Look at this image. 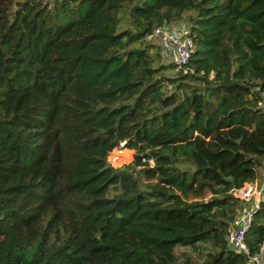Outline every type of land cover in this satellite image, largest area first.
<instances>
[{
    "label": "trees",
    "instance_id": "16d2710c",
    "mask_svg": "<svg viewBox=\"0 0 264 264\" xmlns=\"http://www.w3.org/2000/svg\"><path fill=\"white\" fill-rule=\"evenodd\" d=\"M182 23L194 73L148 40ZM263 93L264 0H0V264H246Z\"/></svg>",
    "mask_w": 264,
    "mask_h": 264
},
{
    "label": "built area",
    "instance_id": "2783aa9c",
    "mask_svg": "<svg viewBox=\"0 0 264 264\" xmlns=\"http://www.w3.org/2000/svg\"><path fill=\"white\" fill-rule=\"evenodd\" d=\"M148 40H158L162 57L176 65L178 70L194 73L189 65L196 49L189 28L159 27L153 31ZM232 193L236 198L242 200L244 205L228 229V243L235 253L246 257V264H263L264 246L256 255H252L246 244V234L250 230L253 216L260 209L264 193V181L246 184L241 189L233 190Z\"/></svg>",
    "mask_w": 264,
    "mask_h": 264
},
{
    "label": "rangeland",
    "instance_id": "374dc122",
    "mask_svg": "<svg viewBox=\"0 0 264 264\" xmlns=\"http://www.w3.org/2000/svg\"><path fill=\"white\" fill-rule=\"evenodd\" d=\"M55 0H44V2H50V3H53ZM187 23H182V24H180L179 26H174V27H172L173 29H181V28H186L187 27V25H186ZM167 63H170V62H168L167 61ZM179 70L177 69L176 71H175V73L176 72H178ZM128 146H129V148L131 149V152H132V160L129 162V163H125V164H123V165H121V166H118V167H116V166H114V164L110 161V156L108 157V162L112 165V166H114L115 168H119V167H122V166H124V165H127V164H130L131 162H133V160H134V156H135V154L137 153V149H135L133 146H131V145H129L128 144ZM151 165H153V162H151ZM260 174H261V177L263 178V176H264V170H260ZM211 198V195L207 192V191H204L203 193H202V195H200V196H198V197H195V196H190V200L191 201H202V200H204V201H207V200H209ZM0 240H1V238H0ZM179 248H183V247H180V246H178L177 247V249H179ZM192 257H194V258H192V262H193V264H201V262H202V259L197 255V256H195V255H191ZM179 264H185L184 263V260L182 259L180 262H179ZM263 264H264V261H263Z\"/></svg>",
    "mask_w": 264,
    "mask_h": 264
}]
</instances>
